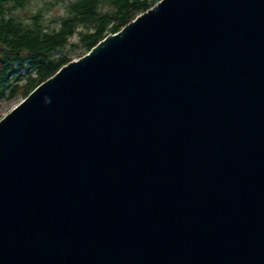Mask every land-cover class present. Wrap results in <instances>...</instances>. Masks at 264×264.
<instances>
[{"label": "water", "instance_id": "obj_1", "mask_svg": "<svg viewBox=\"0 0 264 264\" xmlns=\"http://www.w3.org/2000/svg\"><path fill=\"white\" fill-rule=\"evenodd\" d=\"M0 264H264V0H160L2 117Z\"/></svg>", "mask_w": 264, "mask_h": 264}, {"label": "trees", "instance_id": "obj_2", "mask_svg": "<svg viewBox=\"0 0 264 264\" xmlns=\"http://www.w3.org/2000/svg\"><path fill=\"white\" fill-rule=\"evenodd\" d=\"M32 1L0 0V103L24 99L62 66L160 2L71 0L64 15L48 20L52 3L29 9Z\"/></svg>", "mask_w": 264, "mask_h": 264}, {"label": "rangeland", "instance_id": "obj_3", "mask_svg": "<svg viewBox=\"0 0 264 264\" xmlns=\"http://www.w3.org/2000/svg\"><path fill=\"white\" fill-rule=\"evenodd\" d=\"M71 0H33L29 9L35 8V6L43 7L45 3L51 4L50 8H48V11L46 13L47 19L51 20L52 18L64 15L66 13V3ZM24 13H20V15H23ZM76 59V58H75ZM22 97H16L11 100H5L0 103V119L4 117L9 111H12V109L20 102L22 101Z\"/></svg>", "mask_w": 264, "mask_h": 264}]
</instances>
